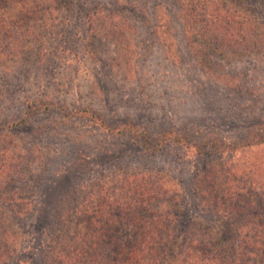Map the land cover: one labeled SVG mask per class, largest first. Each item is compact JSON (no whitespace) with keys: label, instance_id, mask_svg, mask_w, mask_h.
<instances>
[{"label":"rangeland","instance_id":"374dc122","mask_svg":"<svg viewBox=\"0 0 264 264\" xmlns=\"http://www.w3.org/2000/svg\"><path fill=\"white\" fill-rule=\"evenodd\" d=\"M63 1L36 0L41 3L35 12L16 18L21 33L33 36L0 67V169L13 161L12 172L17 164L25 170L11 187L31 205L16 217L7 208L21 247L6 264H48L60 223L59 210L50 205H68L91 183L107 180L111 189L127 173L159 177L161 183L169 177L167 185L182 200V220L189 223L195 214L210 217L194 194L203 169L232 167V177L248 180L249 164L264 156L263 135L260 144L221 157L199 156L195 146L162 135L174 130L197 144L240 143L254 134L259 139L264 51L200 63L188 47L178 0ZM247 1L262 24L264 45V0ZM96 13L106 24H119L130 64L123 66L121 52L100 32ZM164 37L172 43L169 55ZM92 111L97 121L89 119ZM124 123L131 124L128 133L109 131ZM157 142L156 150L145 146Z\"/></svg>","mask_w":264,"mask_h":264},{"label":"trees","instance_id":"16d2710c","mask_svg":"<svg viewBox=\"0 0 264 264\" xmlns=\"http://www.w3.org/2000/svg\"><path fill=\"white\" fill-rule=\"evenodd\" d=\"M35 3L0 0L1 68L24 47L25 38L33 36L21 33L15 21L35 12L41 2ZM178 5L188 47L200 63L212 57H244L264 51L262 24L247 0H178ZM98 16L96 13L93 21L101 18L102 22L96 26L116 52H121L122 65L130 64L125 39L116 30L119 24H106L105 18ZM163 44L168 54L172 43ZM89 119L97 121L98 115L92 111ZM99 126L108 128L104 121ZM126 127L131 124L109 131L125 134ZM162 135L167 142L195 146L199 156L210 153L221 157L260 144L264 133L259 139L254 134L240 143L211 140L201 144L174 130ZM145 146L156 150L160 145ZM12 166L13 161L0 169V264L9 263L21 247V233L7 216V208L15 217L31 208L22 201L23 193L11 187L23 178L25 170L17 164L14 168L19 170L12 172ZM231 168L206 167L196 177L194 194L210 217L195 214L189 223L182 220V200L178 189L167 185L172 180L168 176L167 183H161L159 177L127 173L111 189L107 180L91 183L68 205H50L59 210L60 223L50 239L48 264H264V156L249 164L252 177L248 180L232 177Z\"/></svg>","mask_w":264,"mask_h":264}]
</instances>
